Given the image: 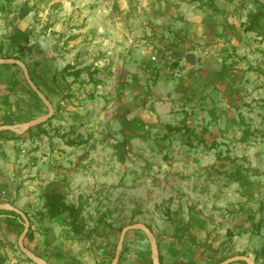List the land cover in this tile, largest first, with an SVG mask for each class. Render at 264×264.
I'll return each mask as SVG.
<instances>
[{
  "label": "rangeland",
  "instance_id": "1",
  "mask_svg": "<svg viewBox=\"0 0 264 264\" xmlns=\"http://www.w3.org/2000/svg\"><path fill=\"white\" fill-rule=\"evenodd\" d=\"M261 10L264 0H0V58L16 55L12 26L29 31L28 72L54 115L45 133L0 135V204L27 214L23 245L49 264H110L116 228L141 223L161 264H264V228H253L264 204V36L243 30ZM180 48L194 67L172 66L165 49ZM22 75L0 65V125L47 112ZM52 191L79 208V236L67 215L45 213ZM22 229L0 211L2 264H36L16 245ZM149 248L129 232L116 264H150Z\"/></svg>",
  "mask_w": 264,
  "mask_h": 264
},
{
  "label": "trees",
  "instance_id": "2",
  "mask_svg": "<svg viewBox=\"0 0 264 264\" xmlns=\"http://www.w3.org/2000/svg\"><path fill=\"white\" fill-rule=\"evenodd\" d=\"M27 13V9H20L19 12L17 13L18 18H23ZM264 16V12L263 10L261 11H257L254 13H249L248 14V22L247 24L244 26L243 30L246 32H253L255 35L257 36H264V25L260 26L259 24V20L261 17ZM7 41L10 45L11 48H13L15 50L16 55L13 56V59H17L19 61H21L27 71H28V64H27V59H32L34 53L37 51V48L35 45H29L30 42V34L29 31L26 29H20L17 26H12L10 32L7 35ZM169 57L172 59V66H176L180 60H175L173 57H171L169 55ZM11 58V57H10ZM0 65H5V66H16V65H12V64H0ZM68 69H70L69 65H65L58 73L61 74L62 76L65 75V73H67ZM18 71H20V69L18 68ZM29 74V72H28ZM80 73L79 70H75L73 72V76L77 77ZM30 76V75H29ZM31 81H33L34 85L39 89L38 84L34 81L33 76H30ZM22 80L24 83L25 88L28 90L29 93L32 94V96L35 99H38L33 92L27 87L24 78L22 76ZM40 90V89H39ZM35 118V116H31L27 119V121H29L30 119ZM52 118H54V115H52L47 121L51 120ZM46 122V121H45ZM41 123L38 124L35 127L26 129L25 131H23L20 134H16L14 132L8 131V130H3L0 131V135H4V133H8L9 136L6 139H13V140H21V139H26V137L28 135H30L32 129H36L38 131H40V133H45L42 130V125L45 123ZM3 124L8 125V124H13L12 122L6 121ZM165 129L167 131V133H173V132H186V126H171L169 124L165 125ZM71 144V143H70ZM43 200H44V204H43V208L45 210V213L50 217H56V216H60V215H67L68 218L70 219L68 224L70 227L71 232L74 235L79 236L80 235V231H79V225H80V221L82 220L80 217V213H79V208L75 207L72 204H67L65 201V196L59 192H49V193H45L43 195ZM1 212H8L11 213L15 216H17L16 214H14L13 212L10 211H2ZM258 213H259V218L258 220L253 224V228L256 231H259L260 229L264 228V204H260L258 207ZM26 216L27 214L24 213ZM18 217V216H17ZM27 219L29 220V218L27 217ZM30 221V220H29ZM149 230H151V228L147 225H145ZM30 227V226H29ZM122 226H119L116 228V232H117V238H118V234L119 231L121 229ZM135 232L138 230H129L126 232L125 237L127 236V234L129 232ZM26 238H30V228H28V231L25 234ZM124 237V238H125ZM180 237H178L179 239ZM27 249H29L32 253H34L33 250H31L29 247L25 246ZM213 252V251H212ZM35 254V253H34ZM36 255V254H35ZM257 258H261L264 259V242L261 246V248H259L258 252L255 255V259ZM223 260V259H222ZM222 260H217L215 261L213 264H217L219 262H221ZM237 262H242V261H237ZM149 263L151 264L150 260ZM244 263V262H242ZM0 264H2L1 260H0ZM158 264H161V257L160 255H158ZM184 264H192V263H184ZM245 264V263H244Z\"/></svg>",
  "mask_w": 264,
  "mask_h": 264
},
{
  "label": "water",
  "instance_id": "3",
  "mask_svg": "<svg viewBox=\"0 0 264 264\" xmlns=\"http://www.w3.org/2000/svg\"><path fill=\"white\" fill-rule=\"evenodd\" d=\"M165 52L170 55L171 57H173L175 60H181L185 65L190 66V67H194L195 66V56L192 52H186V51H175V50H170V49H165ZM0 64H12V65H16L21 73L23 74V78L24 81L27 85V87L33 92V94L38 98V100L45 106L47 112L43 115L37 116L33 119H30L29 121L23 123L21 126L19 125H0V131L3 130H8L11 132H14L16 134H20L23 131H25L26 129L32 128L37 126L38 124H41L45 121H47L51 115L53 114V108L52 105L50 104L49 100L46 98V96L34 85L33 81H31L30 79V74H28V71L25 67V65L17 60V59H13V58H0ZM0 210L2 211H10L13 212L14 214H16L22 221L23 223V229L20 232V234L17 237L16 240V245L18 247V249L31 261L35 262L36 264H49L48 262H46L44 259L38 257L37 255H35L34 253H32L29 249H27L24 245H23V239L25 237L26 232L28 231L29 228V220L27 219V216L20 211L19 209L13 207V206H9V205H5V204H0ZM129 230H138L141 231L144 236L147 239L148 242V246L149 251H150V256H151V264H158V252H157V246H156V241H155V237L152 233L151 230H149L144 224L141 223H135V224H129L126 225L120 229L119 234H118V238H117V242L115 245V249H114V254L113 257L111 259L110 264H116L117 259L119 257L120 251H121V247L123 245V241H124V237L127 231ZM237 261H242L245 264H253V262L250 260V258L246 257V256H231L217 264H231L233 262H237Z\"/></svg>",
  "mask_w": 264,
  "mask_h": 264
},
{
  "label": "crops",
  "instance_id": "4",
  "mask_svg": "<svg viewBox=\"0 0 264 264\" xmlns=\"http://www.w3.org/2000/svg\"><path fill=\"white\" fill-rule=\"evenodd\" d=\"M173 50H175V51H186V52H191L190 50H184V49H182V48H180V49H173ZM194 54V53H193ZM195 56V60H196V55H194ZM179 64L181 65H183L184 63L182 62V61H180L179 62ZM0 143H1V141H0ZM2 155L0 154V170H2ZM1 174V173H0ZM1 187V186H0Z\"/></svg>",
  "mask_w": 264,
  "mask_h": 264
},
{
  "label": "built area",
  "instance_id": "5",
  "mask_svg": "<svg viewBox=\"0 0 264 264\" xmlns=\"http://www.w3.org/2000/svg\"><path fill=\"white\" fill-rule=\"evenodd\" d=\"M150 60L151 61H155L156 59L154 57H151ZM172 75L174 77H179L180 76V73L178 71H174V72H172Z\"/></svg>",
  "mask_w": 264,
  "mask_h": 264
}]
</instances>
